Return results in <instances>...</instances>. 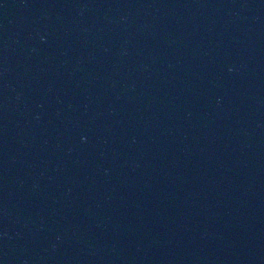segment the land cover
Listing matches in <instances>:
<instances>
[{"label": "water", "instance_id": "obj_1", "mask_svg": "<svg viewBox=\"0 0 264 264\" xmlns=\"http://www.w3.org/2000/svg\"><path fill=\"white\" fill-rule=\"evenodd\" d=\"M0 264H264V0H0Z\"/></svg>", "mask_w": 264, "mask_h": 264}]
</instances>
